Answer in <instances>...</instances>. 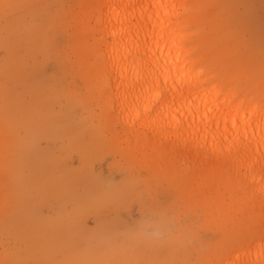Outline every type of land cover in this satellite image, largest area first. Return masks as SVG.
I'll use <instances>...</instances> for the list:
<instances>
[{"label":"rangeland","instance_id":"obj_1","mask_svg":"<svg viewBox=\"0 0 264 264\" xmlns=\"http://www.w3.org/2000/svg\"><path fill=\"white\" fill-rule=\"evenodd\" d=\"M190 7L207 86L264 108V0ZM89 14L87 0H0V264H219L264 241L229 168L206 173L107 116Z\"/></svg>","mask_w":264,"mask_h":264},{"label":"bare ground","instance_id":"obj_2","mask_svg":"<svg viewBox=\"0 0 264 264\" xmlns=\"http://www.w3.org/2000/svg\"><path fill=\"white\" fill-rule=\"evenodd\" d=\"M198 0H87L93 24L87 46L108 103L107 116L128 125L136 139H170L169 151L191 158L206 173L229 168L248 186L264 217V108L261 98L238 101L236 86L207 83L189 32L190 3ZM164 96L157 108L152 105ZM246 103L247 107L240 110ZM232 104V105H231ZM189 162V160H188ZM257 238L251 250L228 252L219 264L264 262Z\"/></svg>","mask_w":264,"mask_h":264}]
</instances>
